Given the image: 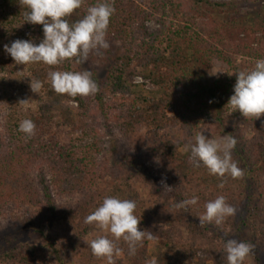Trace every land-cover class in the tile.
I'll return each mask as SVG.
<instances>
[{
  "label": "trees",
  "instance_id": "1",
  "mask_svg": "<svg viewBox=\"0 0 264 264\" xmlns=\"http://www.w3.org/2000/svg\"><path fill=\"white\" fill-rule=\"evenodd\" d=\"M18 2L0 0V217L45 208L46 223L58 235H48L43 245H16V234L4 239L0 264H46L48 256L64 264L68 245L86 229L85 217L106 197L135 201L138 227L152 237L137 245L135 255L116 241L115 264H227L228 239L263 244L264 116L244 119L227 102L234 94L232 73L251 71L264 59V0H109L115 8L106 32L110 47L94 50L84 64L53 67L17 65L4 51L16 39L37 45L43 39V26L24 22L27 9ZM100 2L83 0L69 22ZM90 58L102 65L101 73L91 72L99 92L56 94L49 71H89ZM217 63L225 70L208 84L205 74ZM135 76L149 85L146 92L134 90ZM31 79L42 82L39 94L31 91ZM204 113L211 115L212 133L237 140L231 155L241 178L210 175L190 160L197 118ZM25 119L36 125L30 138L18 130ZM111 135L122 145L115 151L119 164L136 174L133 184L129 177L109 179L102 167ZM134 137L141 144L127 150ZM221 195L235 215L202 227L204 205ZM192 197L197 204L176 207ZM31 220L24 226L42 233L39 218ZM87 262L107 264L96 257Z\"/></svg>",
  "mask_w": 264,
  "mask_h": 264
},
{
  "label": "clouds",
  "instance_id": "2",
  "mask_svg": "<svg viewBox=\"0 0 264 264\" xmlns=\"http://www.w3.org/2000/svg\"><path fill=\"white\" fill-rule=\"evenodd\" d=\"M18 3L21 8L27 9L24 22L43 26V39L38 45L31 40L22 39H16L10 46L5 44L4 51L17 65L43 63L53 67L73 60L77 64H84L94 50L110 47L106 41V32L115 8L109 0L88 7L87 14L74 23H70L68 18L82 6L83 0H19ZM232 74L236 75V82L233 87L234 94L230 96L227 105L233 111H238L244 119H260L264 116V59L257 60L251 71ZM48 80L58 95L75 98L88 97L99 92V86L87 70L49 71ZM42 86L41 81L30 80L33 93L39 94ZM20 103L26 104L27 100ZM35 128L32 120L25 119L18 130L30 138L35 134ZM236 144L234 137L228 136L217 141L201 132L195 135L194 142L189 145L190 160L197 167L202 164L210 175L241 178L243 170L233 161L231 155ZM223 186V182L218 185L221 188ZM197 201V197H192L178 202L176 207L187 210L189 206L197 204ZM135 208L136 203L133 200L106 197L93 213L85 217V224L95 225L112 237L110 239L101 235L88 243L94 257L106 259L107 264H115L114 256L120 252L116 241L122 239L128 245L129 255H135L137 245H142L145 238H152L151 233L139 229L140 219L134 214ZM204 208V213L198 217L202 227L211 223L220 225L226 217L233 216L236 212L222 195L207 202ZM252 248L251 244L228 239L224 246L227 264H243Z\"/></svg>",
  "mask_w": 264,
  "mask_h": 264
},
{
  "label": "rangeland",
  "instance_id": "3",
  "mask_svg": "<svg viewBox=\"0 0 264 264\" xmlns=\"http://www.w3.org/2000/svg\"><path fill=\"white\" fill-rule=\"evenodd\" d=\"M217 1H227V0H217ZM148 27L151 29L154 28L152 23H149ZM233 50L235 51V47L233 48ZM233 53L236 52H232L231 54ZM242 58L243 55L241 54L237 56V60H241ZM89 62H90L89 65L90 72L94 70L97 71V74L102 72L101 62H99L100 64H97L98 61L94 62L92 61V58L89 59ZM224 70L225 67L222 63H217V65L216 64L211 65L205 74L206 83L210 84ZM133 83L136 84L134 88L136 92L138 91L146 92V90L149 89V85H144V83L139 78V76L134 77ZM197 122L199 128L197 134L203 132L205 135H208L209 138L217 141H220L222 138L226 137L212 133L211 115H209L208 113L199 115V117L197 118ZM116 139L117 137L114 136L113 138V135L105 138V142H104L105 150H104V156L102 157V167L106 168V171L108 172L107 176H109L108 177L109 179H111L112 177L122 178V179L129 177V183L133 184L132 182H135L136 180L135 178L136 174L127 173V170L119 164L118 159L115 157L116 156L115 151L119 150V148H121L122 146L121 143H117ZM140 144H141V140L134 137L131 145L126 147V149L127 150L137 149ZM133 187L138 189L139 185L135 184L133 185ZM144 192L145 191H143V189H140V193H142L143 196L146 197V201L152 202L148 198L147 194ZM56 203H59V201H56L55 204ZM44 210L47 211L45 208H41V207L26 208L14 213L11 217H7V218L0 217V251L8 246V244L5 243L4 239L10 238L13 235L15 236V234L17 236L14 238L16 240L15 244L19 246H22L26 243L43 245L48 241L47 240L48 235L50 234H52V236L58 235L56 233L57 227H55L52 224L50 226V223H46L48 220V216H47V212H45ZM93 212H90L89 214ZM35 218H39L40 222L43 224L42 233L35 232L33 229L24 226V224L31 223L32 222L31 219H35ZM18 223H23V224L19 226ZM11 229L14 231H12ZM184 234H186V231L183 232V235ZM101 235H105L108 236L109 238H112L110 233L102 232L97 227H95V225L86 224V229L84 230L82 237H77L78 238L77 240H73L65 250V253L63 254L64 264H92L87 262V258H91V259L94 258V256L91 253V249L88 246V243L91 240ZM197 235L201 237L199 234ZM251 245L253 246V248L251 253L244 260L245 264H264V242L263 244L255 243ZM46 264H55V262L48 256Z\"/></svg>",
  "mask_w": 264,
  "mask_h": 264
}]
</instances>
